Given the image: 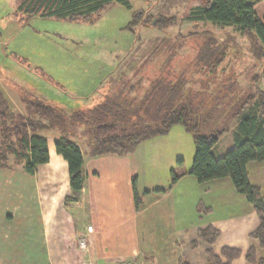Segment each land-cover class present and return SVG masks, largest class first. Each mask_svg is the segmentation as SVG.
<instances>
[{
  "label": "trees",
  "instance_id": "1",
  "mask_svg": "<svg viewBox=\"0 0 264 264\" xmlns=\"http://www.w3.org/2000/svg\"><path fill=\"white\" fill-rule=\"evenodd\" d=\"M260 1L205 0L191 10L189 19L231 26L240 35L250 38L255 48L258 47V50L252 49L256 56H264V19L256 10ZM116 2L131 8L130 0H23L20 10L28 16L93 21ZM154 17V14L137 10L133 12L130 24L168 26L176 20V17L157 15L153 22ZM197 33L194 31L190 35ZM202 34L206 37L195 57L201 74L194 79L184 74L173 79L164 71L154 76V70L148 69L144 63L129 65L124 71L126 76H122L124 81L112 94L92 107L75 110L71 115L44 99L31 96L22 98L26 104L25 113L14 112L0 88V168L19 167L34 173L39 164L50 159L46 132L58 130L59 135L54 139L55 150L68 163L72 190L65 201L76 202L80 200L87 173L84 154L74 138L77 133L73 127H83L81 133L88 136L92 156H125L141 142L166 135L174 125H182L192 134L195 145L189 173L200 183L229 177L236 191L246 197L259 217L258 227L249 234L251 245L244 253L237 248L224 247L218 255L209 248L205 264H233V260L242 255L249 264H264V194L260 186L249 180L247 170L248 162L264 161V88L260 85L264 66L262 72L250 78L251 88L243 90L245 86L242 85L237 92V79L232 78V74L221 77L224 70H219L230 53V37L235 39V36L220 39L210 30ZM130 70L138 75L133 82L127 76ZM122 83L126 86L122 87ZM212 119L217 124L212 125L210 132L200 133L201 124ZM237 120L232 146L216 156L214 147ZM180 176L181 173L171 169L170 184L160 190L169 189ZM133 183L137 194L136 177ZM203 205L199 202L198 209ZM219 235L220 230L212 225L198 230V238L209 244H213ZM191 244L196 246L197 241ZM179 263L188 264L183 259Z\"/></svg>",
  "mask_w": 264,
  "mask_h": 264
},
{
  "label": "crops",
  "instance_id": "2",
  "mask_svg": "<svg viewBox=\"0 0 264 264\" xmlns=\"http://www.w3.org/2000/svg\"><path fill=\"white\" fill-rule=\"evenodd\" d=\"M257 4L264 19V0ZM239 44L236 36L230 50H241ZM260 85L264 88V75ZM238 121L214 147L216 156L232 146ZM54 134H47L49 161L34 173L0 168V264H112L131 258L145 264H180V259L205 264L209 248L221 255L224 247L244 253L251 245L249 234L259 225L252 204L229 177L198 182L179 145L177 152H165L163 135L141 142L125 156H92L87 140L77 134L87 178L80 200L66 202L72 192L68 163L55 150ZM227 136L226 145L218 147ZM153 147L151 158L148 149ZM150 161L153 186L139 182ZM173 168L181 176L169 189L160 190L170 184ZM247 170L249 180L264 194V161L248 162ZM199 202L204 205L198 209ZM208 225L220 230L213 244L198 238V230ZM82 235L88 241L85 249L78 243ZM232 263L249 264L244 255Z\"/></svg>",
  "mask_w": 264,
  "mask_h": 264
},
{
  "label": "rangeland",
  "instance_id": "3",
  "mask_svg": "<svg viewBox=\"0 0 264 264\" xmlns=\"http://www.w3.org/2000/svg\"><path fill=\"white\" fill-rule=\"evenodd\" d=\"M22 1L0 0V88L14 112H26L22 99L25 96L44 99L70 115L75 110L92 107L124 81L122 76H126L124 71L129 65L144 63L154 70V76L164 71L173 79L180 74L194 79L201 74L195 57L206 37L202 34L205 30L219 38L237 36L241 55L235 49L230 50L219 66V70H224L221 77L232 74L237 79L234 83L237 92L242 85L247 90L250 78L263 71L264 56L252 52L258 47L255 48L250 38L237 34L233 27L189 19L191 10L205 0H130L131 8L116 2L93 21L28 16L20 10ZM258 7L256 4L260 15L262 11ZM137 10L154 14L155 20L157 15L176 17V20L168 26L130 24ZM194 31L198 33L190 35ZM230 39L233 44L234 39ZM128 75L131 82L138 78L131 70ZM214 124H217L214 119L203 122L200 133L210 132ZM73 128L78 135L83 129ZM54 133L59 135L58 130L47 131L46 135ZM81 137L88 138L83 132ZM161 139L168 143L166 153L177 152L179 145L185 165L192 166L195 145L192 134L182 125H174ZM227 141L228 136L218 147ZM153 150L154 147L148 149L151 158ZM152 164L150 161L145 175L141 174L139 179L148 186L154 183Z\"/></svg>",
  "mask_w": 264,
  "mask_h": 264
},
{
  "label": "built area",
  "instance_id": "4",
  "mask_svg": "<svg viewBox=\"0 0 264 264\" xmlns=\"http://www.w3.org/2000/svg\"><path fill=\"white\" fill-rule=\"evenodd\" d=\"M87 230L92 231V226L89 225L87 227ZM78 243L82 249H85L88 247V241L84 235L80 236ZM112 264H145V263L139 259L131 258V259H119L113 262Z\"/></svg>",
  "mask_w": 264,
  "mask_h": 264
},
{
  "label": "water",
  "instance_id": "5",
  "mask_svg": "<svg viewBox=\"0 0 264 264\" xmlns=\"http://www.w3.org/2000/svg\"><path fill=\"white\" fill-rule=\"evenodd\" d=\"M153 22H155V19H153Z\"/></svg>",
  "mask_w": 264,
  "mask_h": 264
}]
</instances>
